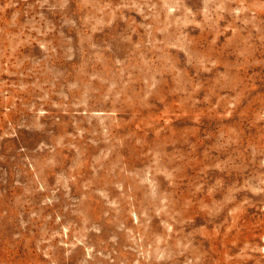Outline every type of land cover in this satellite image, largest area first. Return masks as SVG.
Wrapping results in <instances>:
<instances>
[{"label": "rangeland", "instance_id": "1", "mask_svg": "<svg viewBox=\"0 0 264 264\" xmlns=\"http://www.w3.org/2000/svg\"><path fill=\"white\" fill-rule=\"evenodd\" d=\"M0 264H264V0H0Z\"/></svg>", "mask_w": 264, "mask_h": 264}]
</instances>
